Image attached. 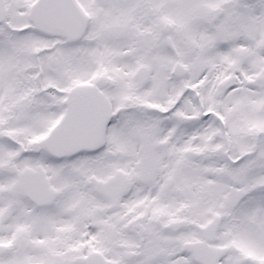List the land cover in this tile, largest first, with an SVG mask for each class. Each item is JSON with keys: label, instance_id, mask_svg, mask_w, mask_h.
Here are the masks:
<instances>
[{"label": "snow or ice", "instance_id": "6c2138e0", "mask_svg": "<svg viewBox=\"0 0 264 264\" xmlns=\"http://www.w3.org/2000/svg\"><path fill=\"white\" fill-rule=\"evenodd\" d=\"M0 264H264V0H0Z\"/></svg>", "mask_w": 264, "mask_h": 264}]
</instances>
